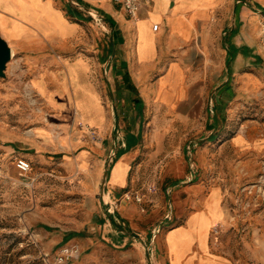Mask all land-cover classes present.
I'll use <instances>...</instances> for the list:
<instances>
[{"label":"rangeland","instance_id":"obj_1","mask_svg":"<svg viewBox=\"0 0 264 264\" xmlns=\"http://www.w3.org/2000/svg\"><path fill=\"white\" fill-rule=\"evenodd\" d=\"M226 1L211 18L223 20L213 40L228 58L221 79L208 90L213 96L202 117L208 123L186 136L180 155L174 150L155 155L141 134L122 186L110 183L112 169L106 180L105 173L137 125L140 107L116 96V127L107 137L87 127L77 112L65 119L35 85L40 71L47 72L43 62L49 54L35 58L15 50L0 77V264H150V254L155 260L158 252L166 255L164 233L177 223L173 213L189 210L195 193L190 186L196 183L212 196L216 187L222 193L224 217L212 231L215 245L238 264H264V0ZM93 23L96 28L91 26L94 31L77 50L93 46L97 57L111 32ZM229 43L238 47L231 63ZM59 45L42 47L50 56H66ZM102 55L106 59L109 52ZM66 98L57 94L56 101ZM85 143L101 145L99 171L93 161L85 169L80 157ZM21 158L30 162L27 172L17 167ZM214 202L211 209L221 216ZM72 231L85 235L64 240ZM169 241L179 261L181 243L174 234Z\"/></svg>","mask_w":264,"mask_h":264},{"label":"crops","instance_id":"obj_2","mask_svg":"<svg viewBox=\"0 0 264 264\" xmlns=\"http://www.w3.org/2000/svg\"><path fill=\"white\" fill-rule=\"evenodd\" d=\"M79 1L95 6L103 16L97 23L111 32L107 46L100 53L109 52L106 59L104 55L99 56V50L96 57L93 46L83 45L77 50L81 47L78 44L94 31L91 26L96 27L92 18L72 8L75 5L71 3V6L70 0H0V33L11 46L12 55L21 49L28 50L35 58L49 54L43 62L47 72L40 71L35 85L50 105L61 111L63 118L70 119L77 112L87 127H95L107 137L116 127V96L125 95L140 107L135 113L139 118L137 125L128 133L125 147L120 146L114 154L115 159L110 155L113 162L106 172L112 169L110 183L122 186L127 179L132 149L138 145L141 134H146L145 146L155 151V155L166 154L167 150L180 155L186 136L208 123V118L202 121L203 109L213 96H208V90L221 79L228 58L222 45L213 40L219 37L215 31H222L223 20L218 17L211 23V18L229 2L143 0L140 19H133L114 2ZM48 43L60 44L59 53L66 56H50L42 47ZM47 77L58 88H49ZM221 83L222 80L217 86ZM164 89L168 90L167 97ZM57 94L67 95L66 100L56 101ZM130 133L137 134V139ZM131 136L133 144H130ZM110 142L109 139V146ZM85 144L80 155L85 169L89 170L93 161L99 171L103 161L101 145ZM85 185L88 189L93 186L88 177ZM190 187L195 193L190 195L189 210L182 215L173 213L177 223L164 233L162 248L166 255L158 252L155 260L150 254L149 261L152 264H238L211 238L213 229L224 217L221 191L214 188L218 194L212 196V191L208 194L203 183ZM214 201H219L221 216L211 209L216 206ZM170 234L181 243L179 261L172 250Z\"/></svg>","mask_w":264,"mask_h":264},{"label":"built area","instance_id":"obj_3","mask_svg":"<svg viewBox=\"0 0 264 264\" xmlns=\"http://www.w3.org/2000/svg\"><path fill=\"white\" fill-rule=\"evenodd\" d=\"M75 7L85 12L88 16H90L94 21L99 22L102 20L103 16L100 14L98 9L95 6H85L79 0H70ZM111 1L116 4L121 5L133 19H140L141 10L144 4L143 0H106ZM17 167L21 172H27L30 170L31 165L30 162L24 158H21L17 161ZM150 264L152 261L150 259Z\"/></svg>","mask_w":264,"mask_h":264},{"label":"water","instance_id":"obj_4","mask_svg":"<svg viewBox=\"0 0 264 264\" xmlns=\"http://www.w3.org/2000/svg\"><path fill=\"white\" fill-rule=\"evenodd\" d=\"M12 58V48L8 41L0 33V77L6 76V68L8 62ZM107 178V173L105 174V180Z\"/></svg>","mask_w":264,"mask_h":264},{"label":"trees","instance_id":"obj_5","mask_svg":"<svg viewBox=\"0 0 264 264\" xmlns=\"http://www.w3.org/2000/svg\"><path fill=\"white\" fill-rule=\"evenodd\" d=\"M230 41V40H229ZM229 59H228V63H231L232 59L235 57L236 53L238 52V47L236 46V44L234 43H229ZM112 221L115 224V220L114 218L110 215ZM85 235L84 231H72L66 234L65 239L64 240H68L73 236H83Z\"/></svg>","mask_w":264,"mask_h":264},{"label":"bare ground","instance_id":"obj_6","mask_svg":"<svg viewBox=\"0 0 264 264\" xmlns=\"http://www.w3.org/2000/svg\"><path fill=\"white\" fill-rule=\"evenodd\" d=\"M169 105V104H168ZM160 141V140H159Z\"/></svg>","mask_w":264,"mask_h":264}]
</instances>
